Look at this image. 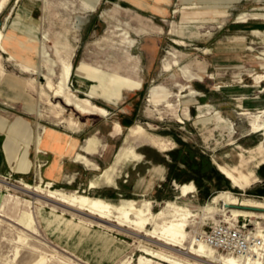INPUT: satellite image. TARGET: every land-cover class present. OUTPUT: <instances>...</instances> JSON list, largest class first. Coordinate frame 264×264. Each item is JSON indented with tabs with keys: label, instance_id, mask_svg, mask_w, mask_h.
Returning a JSON list of instances; mask_svg holds the SVG:
<instances>
[{
	"label": "rangeland",
	"instance_id": "1",
	"mask_svg": "<svg viewBox=\"0 0 264 264\" xmlns=\"http://www.w3.org/2000/svg\"><path fill=\"white\" fill-rule=\"evenodd\" d=\"M83 1H6L0 20L10 34L6 38L10 42L8 50L26 54L27 50L21 47L33 44L34 48H30L36 52L32 57L37 62V73L24 71L17 59L10 58L0 47V116L9 120L24 117L30 121L35 135L48 126L78 129L81 119H91L66 105L46 86L44 75H50L54 68L52 76L59 82L67 62L73 61L74 74L86 59L141 78L145 96L141 99L138 121L120 135L124 142L129 131L127 143L141 158L139 163L127 167L119 179L135 185L137 193L129 186V191L119 195H101L86 184L75 186L69 182L71 178L64 185L46 184L38 167L27 177L12 170L0 172V178L6 181L0 182V264H214L211 258L189 252L193 237L201 238L214 222L232 220L253 232L264 233V209L258 210L259 215L246 224L220 203L215 212L206 208L221 190L264 202V152L256 150L264 135L252 132L250 125L252 114L264 108V81L257 77L264 75V0H242L227 8L214 0H171L162 10L154 0H101L96 10ZM19 41H24V45ZM47 52L56 60L55 65L47 60ZM184 66L203 79L188 80L182 74ZM9 79L20 87L10 85ZM259 79L261 82L256 81ZM154 83L173 92L170 101L157 106L149 103L148 90ZM177 83L190 86L181 90ZM41 84L45 86L42 88ZM192 88L199 91L197 100L186 104L180 96L190 93ZM124 99L132 102L127 95ZM92 100L106 108L107 103H119L110 90ZM216 109L228 123L214 118L199 121L201 116L211 117ZM261 113L258 115L263 116ZM93 116L92 121L102 118L107 129L117 119L112 113ZM103 133L99 135L102 137ZM0 138L4 143L5 134H0ZM35 143L33 139L31 145ZM175 151L177 157L172 154ZM242 152L248 160L243 170L254 171L258 176L244 189L233 186L216 163L238 165ZM126 153L123 150L118 154L112 170L123 162ZM184 159L194 167L197 162L206 161L199 168L202 173L191 169ZM181 170L188 173L178 180L175 176ZM105 176L111 180L108 172ZM21 181L32 183L31 191L37 189L42 195L53 189L68 195L89 194L108 199L115 203L111 219L91 214L78 203L71 205L57 198L35 196L12 186L27 187ZM182 183L194 186L187 196L179 188ZM125 198L134 199L141 212L133 210L127 214L118 208L116 205ZM170 202L185 205L195 213L189 218L187 240L177 245L148 234L174 218L175 207ZM24 210L30 211L31 217L21 221L19 216ZM55 214L60 218L56 219ZM118 219L125 224L120 226ZM208 253L229 256L211 247ZM241 260L243 263L244 259Z\"/></svg>",
	"mask_w": 264,
	"mask_h": 264
},
{
	"label": "crops",
	"instance_id": "2",
	"mask_svg": "<svg viewBox=\"0 0 264 264\" xmlns=\"http://www.w3.org/2000/svg\"><path fill=\"white\" fill-rule=\"evenodd\" d=\"M136 1L142 3L148 2L149 0ZM154 1L156 7L159 10H162L163 7L165 8V4H168L171 0ZM214 1L222 4V7L227 8L232 3L240 2L242 0ZM100 2L101 0H99L98 6ZM246 21L247 19L242 20V22ZM255 32H259V30H255ZM18 43L24 45V41H19ZM21 48L27 50L28 53L15 52L17 59V62H15L22 67L24 71L37 73V62H35L32 57V53L36 52L31 51L30 46H26V44ZM28 49H30V51ZM70 57L72 58V55H70ZM73 64L72 61V65ZM184 70L186 72H183L182 74L188 80L203 79L202 76H196L185 66ZM50 75L54 74L51 72ZM256 81L261 82L264 80ZM8 83L15 88L20 87L19 83L14 80L9 79ZM71 83L76 88L75 91L77 93L82 92L85 96H90L93 99L103 96L108 90L113 91V94L117 97V102L119 103L112 104L106 102L107 108L111 111L110 113L115 114L117 118L116 121H114L113 126L107 129V126L103 124L104 121L102 118L93 121L91 120L93 115H98L99 117L101 116L100 114H84L91 116V119L89 117L83 120L81 119L78 129L48 126L44 127L43 131L35 135L30 121L24 117L20 116L16 120H9L4 117L7 120V124L6 126H0V134H5L6 139L4 143H2L3 141L1 142L0 138V172L10 173L12 170L15 174L27 177L32 174L34 170L37 172L36 163L41 162V167H38L41 177L45 181H49L48 184L50 185V182L64 185L66 184L67 179L71 178L72 180L69 182L73 183L75 186L86 184L88 189H95L101 195H119L121 192L129 191L131 188L129 190L128 188L131 185H128L126 182H122L119 179L127 167L131 166L133 163H139L141 161V158H139L140 155L135 153L137 155L135 158L126 153V158L123 159V162L118 163L113 170L112 167L121 151L126 150L133 153L132 149H130L131 147H129L127 143V139H129V131L124 142L120 135L123 134L125 129L138 121L141 99L145 96L143 90L144 81L131 74L122 73L118 69H107L101 65L83 59L81 67L77 73L74 74L72 68L70 84ZM177 84L181 86V90L190 86L189 84ZM15 85L18 86L16 87ZM110 87H113L112 90ZM124 91L131 92H127L126 94ZM148 91L150 94L149 103L155 106L170 101V98L173 96V92L169 88L159 83L152 84ZM193 92L194 94L187 98L186 104L192 100H197L196 94H198L199 91L192 88L190 93ZM126 95L128 98H131L133 103L127 102L124 99ZM50 102L54 104L52 100H50ZM58 106L63 108L61 103H59ZM29 110L34 111V108L29 106ZM262 110H264V108L260 111ZM243 113H248V111H244ZM258 113L252 114L250 123L252 132H255L253 129V122L256 119L262 120L263 117L258 115ZM93 117V119H97V117ZM213 118L219 123H228V119L218 109L214 111V114L211 117L202 118L201 116L199 121L206 122ZM116 130L117 133L115 134ZM258 132H262L264 135V130ZM100 133H103L102 137L100 136ZM94 138H96L97 141L94 145L90 146V141ZM33 139L36 142L34 146L31 145ZM256 150L260 153L264 152V138L260 141ZM240 156L241 160L238 165H224L230 167L236 174L249 180L248 187L258 179V176L254 171L245 172L243 170V167L247 164L248 160L245 157V153H240ZM216 163L218 167L219 164H222L220 162ZM261 163H264V158ZM97 170L101 171L96 173L95 171ZM106 172L111 175V180L109 181L105 176ZM127 175L128 172L126 173V176ZM251 176L254 179L251 180ZM96 181L98 184H96ZM21 182L26 185H32L30 182ZM92 182H94L95 187H91ZM233 186H236L234 182ZM131 187H133L134 193H137L135 185H132Z\"/></svg>",
	"mask_w": 264,
	"mask_h": 264
},
{
	"label": "bare ground",
	"instance_id": "3",
	"mask_svg": "<svg viewBox=\"0 0 264 264\" xmlns=\"http://www.w3.org/2000/svg\"><path fill=\"white\" fill-rule=\"evenodd\" d=\"M6 1L8 0H0V13L2 12V9ZM98 2L99 0H94L92 3H87V2L85 3L88 4L90 7H92V9L96 10L98 6ZM9 35H10L9 32L6 31V24L4 25L2 24L0 26V47L6 50V54H8L10 58L16 59L15 52H11L10 50H8V45L10 44V42L6 41V38H8ZM30 46L34 48L33 44H30ZM45 56L52 65L56 64V60L53 57H51V54L49 52H47ZM177 66L180 69L179 67L180 65L177 64ZM72 68H73V65L71 62H67L64 64V69L62 71V76L59 82H55L52 75L45 74L44 77L47 80L46 86L50 90H53L57 97L62 98L64 102L66 103V105L73 106L77 111L83 114H100L103 116L109 115L110 114L109 109L94 102L90 96H81L75 90L72 89V86L70 85V77L72 73ZM52 72L54 73V68H52ZM183 72H186V71L183 69ZM257 77L262 78L264 80V75L259 74L257 75ZM44 86L45 85L41 84L42 88ZM192 94H194V92L188 93V94H181L180 99L184 101V103H186L187 98H189V96ZM147 99L150 100L149 93H148ZM261 112H262L261 114L264 116V110ZM6 124H7V120L4 117L0 116V126H6ZM139 127L142 128L143 126L140 125ZM253 129L255 132L264 130V121L260 119H256L253 122ZM131 130H134V128L132 127ZM96 141H97L96 138L92 139L90 141V146L94 145ZM127 153L135 158L137 157L135 153H132L130 151H127ZM219 169L225 175L231 178L236 186H239L242 189L246 188L248 183L250 182L249 180L243 178V176L236 174L230 167L224 164H219ZM3 181L4 180L0 178V182H3ZM12 186L16 188H20V189H25L27 191H31V188H33V185H30V184H27L26 185L27 187L17 186V184L16 185L12 184ZM91 187H95L94 182L91 183ZM179 188L182 191V195L187 196L190 192L193 191L192 189L194 188V186L190 183H182V184H179ZM31 192L36 194L35 196L41 195L42 197H46L50 199L57 198L60 201L70 203L71 205L78 203L82 207H84L86 210H88L89 213L96 214L98 217L105 219V220L111 219V215H112L111 209L115 204L103 197L95 196V195L92 196L89 194H76L75 193L72 195H68L64 192H58L57 190H53V189H50L48 191V195H42L39 191H37V189L34 191L32 190ZM134 203H135L134 199L125 198L119 205H116V206L120 209H124L127 214H130L131 211L133 210L140 213L141 212L140 209H138ZM219 203L222 204V208L224 210H226L227 212H231L233 216L241 217V219L244 220L246 224H248V222L251 220V217L259 215V211L253 208H259L260 210L264 209V202L260 201V199L255 200L253 198H239L231 190H221L218 193H216L212 197V200L206 206V208H208L210 211L215 212L220 206ZM169 204L175 207L174 218L170 219L168 222L163 224L160 230L156 229L153 232H149L148 234H150L153 237H158L160 240H165L167 243L177 245L187 240L190 234L188 230V225L190 221L189 218L195 215V213L189 207H184L185 205L182 206L174 202H170ZM211 204H214V205H211ZM261 213L264 214V212H261ZM30 217H31L30 211L24 210L20 214L19 220L26 221V220H29ZM55 217L56 219H58L60 218V215L55 214ZM226 221L231 222L232 220H226ZM68 222H72V220L69 219ZM117 222L118 224H120V226L125 224V222L121 219H118ZM255 237L260 239V241H258L257 243L258 246L255 247V250H253L252 253H250L247 257H244V258L233 256L231 254H228L229 255L228 257H224V256H218L212 253H208V249L211 246H209L203 239L201 238L197 239V237L196 238L193 237L192 245L190 246L189 252L193 254H198L199 256H202V257L211 258V263H214V264H219V262L221 264H264V233H258L255 231ZM241 259H244L243 263ZM215 262H218V263H215Z\"/></svg>",
	"mask_w": 264,
	"mask_h": 264
},
{
	"label": "built area",
	"instance_id": "4",
	"mask_svg": "<svg viewBox=\"0 0 264 264\" xmlns=\"http://www.w3.org/2000/svg\"><path fill=\"white\" fill-rule=\"evenodd\" d=\"M41 165V162L36 163L39 168ZM48 182L46 181V184ZM50 183L51 185L54 184L53 182ZM201 239L217 251L241 258L252 253L260 241L255 237V232L249 230L246 225L223 220L215 222L209 229L205 230L201 234Z\"/></svg>",
	"mask_w": 264,
	"mask_h": 264
},
{
	"label": "trees",
	"instance_id": "5",
	"mask_svg": "<svg viewBox=\"0 0 264 264\" xmlns=\"http://www.w3.org/2000/svg\"><path fill=\"white\" fill-rule=\"evenodd\" d=\"M182 142V141H181ZM184 145H186L184 142H182ZM180 153H181V151L179 152V155H180ZM172 154H173V156H175V157H177V154H178V152L177 151H175V152H172ZM188 154H190L189 152L188 153H186V157L188 158L189 156H188ZM184 161L185 162H187V164H189L191 167V169H194V170H196V171H198V172H201L202 173V171L199 169L202 165H205L206 164V161L205 162H203V161H200V162H197L196 163V166L194 167V166H192L191 164H190V162H188L189 160L188 159H184ZM175 165V164H174ZM186 173H188L187 172V170L185 171V170H181V172L180 173H178L176 176H175V178H177L178 180H181V179H183V177L185 176V174ZM195 178H196V180H199V176H195Z\"/></svg>",
	"mask_w": 264,
	"mask_h": 264
},
{
	"label": "water",
	"instance_id": "6",
	"mask_svg": "<svg viewBox=\"0 0 264 264\" xmlns=\"http://www.w3.org/2000/svg\"><path fill=\"white\" fill-rule=\"evenodd\" d=\"M3 24V21L0 20V26ZM255 210H260L259 208H253Z\"/></svg>",
	"mask_w": 264,
	"mask_h": 264
}]
</instances>
